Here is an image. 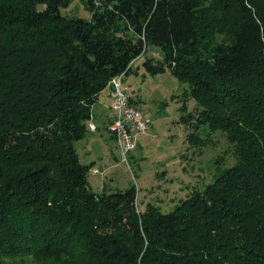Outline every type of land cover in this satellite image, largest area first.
Returning a JSON list of instances; mask_svg holds the SVG:
<instances>
[{
    "label": "trees",
    "instance_id": "16d2710c",
    "mask_svg": "<svg viewBox=\"0 0 264 264\" xmlns=\"http://www.w3.org/2000/svg\"><path fill=\"white\" fill-rule=\"evenodd\" d=\"M73 1L0 0V264H264V0ZM149 46L236 158L166 214L94 192L74 148Z\"/></svg>",
    "mask_w": 264,
    "mask_h": 264
},
{
    "label": "rangeland",
    "instance_id": "374dc122",
    "mask_svg": "<svg viewBox=\"0 0 264 264\" xmlns=\"http://www.w3.org/2000/svg\"><path fill=\"white\" fill-rule=\"evenodd\" d=\"M93 1L98 5L99 0ZM85 2L74 0L61 13L89 20ZM226 18L228 25L232 18ZM225 27H210L204 30V36L210 43L226 41L229 29ZM161 59L159 49L146 47L143 55L131 63V72L122 79L123 87L133 94L131 103L150 124L147 132L138 137L137 149L128 157V163L122 162L119 156L114 160L96 133L74 143V148L83 164L91 157L96 162L88 175L94 192H100L103 186L110 191L134 188L138 212L151 206L166 214L195 190L201 191L212 183L235 164L236 158L227 135L210 130L199 119L201 109L191 97L187 84L179 82L167 70L152 75L143 66L146 61L155 67ZM94 138L95 143L90 141L86 146ZM110 143V140L105 143L108 148ZM89 148L91 157L84 160V152ZM112 150L115 155V148Z\"/></svg>",
    "mask_w": 264,
    "mask_h": 264
},
{
    "label": "built area",
    "instance_id": "2783aa9c",
    "mask_svg": "<svg viewBox=\"0 0 264 264\" xmlns=\"http://www.w3.org/2000/svg\"><path fill=\"white\" fill-rule=\"evenodd\" d=\"M123 77L124 75H120L111 79L107 89L110 99L109 110L112 113L109 131L113 135L121 161L127 164L128 157L137 149L138 137L147 132L150 124L131 103L128 90L123 87ZM88 128L95 130L92 125Z\"/></svg>",
    "mask_w": 264,
    "mask_h": 264
},
{
    "label": "crops",
    "instance_id": "0c3cea01",
    "mask_svg": "<svg viewBox=\"0 0 264 264\" xmlns=\"http://www.w3.org/2000/svg\"><path fill=\"white\" fill-rule=\"evenodd\" d=\"M128 93H129L130 100L132 102V100H134L133 99V94L129 90H128ZM111 122H112V113L109 110V90L106 88L105 90H103L98 95L97 102L93 105V107L91 109V119L87 122V127H89V125H92V126L95 127V130L92 131V130H90L88 128V132L86 133L85 137L82 140L87 138V136L93 135V134L96 133L98 135L97 138L99 139V141L102 142L103 145L106 146L107 150L110 151L111 157H113L114 160H117L119 155H118V152H117V149H116V145H115V141H114L113 135L109 131V126H110ZM106 136H108V139H106ZM108 140H110V142H111L110 143L111 144V146H110L111 149L108 148L109 146L107 147V145L105 144L106 142H108ZM90 141L92 143H95V138L93 140L90 139L86 146H89ZM113 148H115V150H116L115 155H114L113 150H112ZM90 149L91 148L87 149V151L84 152V154L86 155L84 160L85 159L87 160L88 157H91V156H89L90 155V151H88ZM132 156L133 155H130V157H132ZM78 157H79V155H78ZM92 158L93 157H91V159L88 160V162L86 161L84 164H92V169H94V167H95L94 165H95L96 162H94L92 160ZM98 159L100 160V157H97V160ZM79 160H80V157H79ZM100 161H102V160H100ZM80 162H81V160H80Z\"/></svg>",
    "mask_w": 264,
    "mask_h": 264
}]
</instances>
